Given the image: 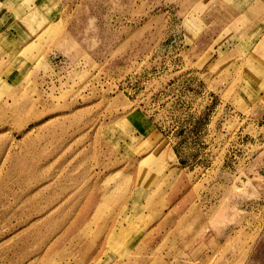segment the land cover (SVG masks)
Wrapping results in <instances>:
<instances>
[{"label":"rangeland","instance_id":"obj_1","mask_svg":"<svg viewBox=\"0 0 264 264\" xmlns=\"http://www.w3.org/2000/svg\"><path fill=\"white\" fill-rule=\"evenodd\" d=\"M196 1L0 0V264H264V38Z\"/></svg>","mask_w":264,"mask_h":264},{"label":"crops","instance_id":"obj_2","mask_svg":"<svg viewBox=\"0 0 264 264\" xmlns=\"http://www.w3.org/2000/svg\"><path fill=\"white\" fill-rule=\"evenodd\" d=\"M202 6H207L211 13L219 8L218 23L225 24L228 33L254 36L255 32H262L257 38H264V0H202Z\"/></svg>","mask_w":264,"mask_h":264}]
</instances>
